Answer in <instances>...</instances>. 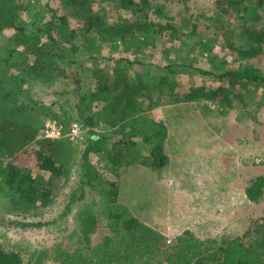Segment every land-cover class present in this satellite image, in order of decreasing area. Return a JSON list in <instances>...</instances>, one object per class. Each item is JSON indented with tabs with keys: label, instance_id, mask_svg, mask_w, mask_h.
Wrapping results in <instances>:
<instances>
[{
	"label": "trees",
	"instance_id": "trees-1",
	"mask_svg": "<svg viewBox=\"0 0 264 264\" xmlns=\"http://www.w3.org/2000/svg\"><path fill=\"white\" fill-rule=\"evenodd\" d=\"M49 1L0 0V37L6 30H14L0 44V197L23 213L48 206L54 198L52 180L67 177L79 163L82 187L71 195L66 209L85 197L84 186H88L102 197L108 232L101 242L93 244L91 234L100 208L95 204L89 207L83 213L81 229L87 248H78L67 257L73 264H264V241L259 238L246 244L239 237L202 239L185 230L174 243L160 246L158 231L128 215L118 203L114 182L91 161V154H100L116 175L124 166L144 164L159 169L168 164L167 126L147 114L181 101L165 86L180 66L198 68L191 55L194 45L201 47L199 55L210 61V69L201 71L227 83L214 89L193 88L186 94L187 100H218L222 113L227 114L234 97L245 102L243 91L249 85L264 86V66L257 65L261 60L256 59L264 50V0H216L217 22L221 16L234 14L244 23L241 46L234 48L238 57L235 66H226L227 59L213 54V36L198 39L193 46L188 43L190 48L180 61L175 57L161 65L149 60L163 35L170 33L183 41L188 35L200 36L201 26L189 18L178 24L154 21L138 0H59L63 14ZM97 1L117 2L137 16H120L110 22L106 12L95 10ZM157 12L164 14L161 7ZM28 13L31 15L26 18ZM70 17L78 20L79 26H72ZM105 47L114 55L110 58L113 67L102 64ZM125 61L134 68L140 65L138 78L131 77ZM60 83L73 87L56 90L57 98H51L49 104L32 94L33 87L49 89ZM235 86L243 90L236 91ZM165 93L170 98L164 103ZM260 102L264 104V91ZM48 120L59 123L60 137L43 134ZM74 124L89 135L83 150L71 139ZM28 152L34 157L31 163L16 161ZM247 195L252 201L264 196V175L251 183ZM5 220L0 215V222ZM8 223L27 228L50 222ZM0 264L25 262L19 251L0 244Z\"/></svg>",
	"mask_w": 264,
	"mask_h": 264
},
{
	"label": "rangeland",
	"instance_id": "rangeland-1",
	"mask_svg": "<svg viewBox=\"0 0 264 264\" xmlns=\"http://www.w3.org/2000/svg\"><path fill=\"white\" fill-rule=\"evenodd\" d=\"M138 1L149 9V17L154 21L178 24L181 19L189 18L201 26L200 36L188 35L183 41L170 33L163 35L152 49L153 57L149 60L161 65L175 57L180 61L195 41L213 36V54L227 59L226 66L238 64L234 48L241 46L244 23L234 14L221 16L217 22L216 0ZM49 3L58 13L65 12L59 0ZM94 6L99 12H106L110 22L120 16L131 19L137 16L114 1H97ZM160 7L164 14H158ZM28 14L24 16L31 15ZM70 18L72 26H79L78 20ZM210 24V28L205 27ZM217 25L220 27L216 28ZM13 32V29L6 30L0 37V44ZM193 48L191 55L197 59L195 65L198 68L180 66L179 72L165 86L167 92H174L181 101L164 104L147 114L167 126L165 152L169 156L168 164L159 169L144 164L124 166L116 175L108 168V160L100 154H91V161L114 182V188H111L117 187L118 203L126 208L128 215L158 231L162 247L174 243L185 230L202 239L239 237L246 244H252L258 238L264 241V196L252 201L247 195L251 183L264 175V104L260 102L264 86L249 85L248 90L243 91L245 102L234 97L227 114L222 113V104L218 100H187L186 94L193 88L214 89L227 83L212 73L201 71L210 69V61L206 55H199L203 51L201 47L194 45ZM102 54V64L113 67L114 60L110 58L114 55L106 47ZM123 55L134 58L132 54ZM118 56L120 54H115ZM258 58L261 62L257 65L264 66V50ZM128 65L131 77L138 78L140 65L136 68ZM64 87L72 88L73 85L60 83L49 89L33 87L32 94L49 104L51 98H57L55 91ZM234 89L243 90L239 86ZM169 98L166 93L162 96L164 103ZM48 123L59 125L55 120H48ZM43 134L46 135L45 130ZM87 138L89 135L79 128L72 140L83 150ZM33 158L28 152L19 155L16 161L28 164ZM45 175L49 177L50 173L45 172ZM80 177L78 163L67 177L54 178L50 186L54 193L52 203L30 213L21 212L11 201L0 197V215L6 219L0 222V244L7 250L19 251L25 264H73L67 257L78 248H87L81 230L83 213L94 204L100 211L91 238L93 244L101 242L108 232V220L102 197L96 191L84 186L85 197L72 204L70 210L66 209L71 195L82 187ZM10 220L50 223L22 228L8 223Z\"/></svg>",
	"mask_w": 264,
	"mask_h": 264
},
{
	"label": "built area",
	"instance_id": "built-area-1",
	"mask_svg": "<svg viewBox=\"0 0 264 264\" xmlns=\"http://www.w3.org/2000/svg\"><path fill=\"white\" fill-rule=\"evenodd\" d=\"M79 130V126L77 124H74L72 127V131L70 133L71 139H74L75 134H77ZM46 136L48 137H52V138H57L61 136V126L57 125V124H53V123H48L47 127H46Z\"/></svg>",
	"mask_w": 264,
	"mask_h": 264
}]
</instances>
